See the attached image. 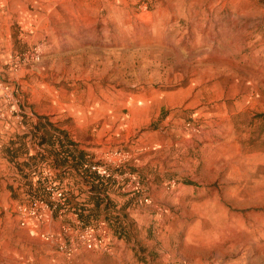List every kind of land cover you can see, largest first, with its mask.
<instances>
[{
  "label": "rangeland",
  "instance_id": "obj_1",
  "mask_svg": "<svg viewBox=\"0 0 264 264\" xmlns=\"http://www.w3.org/2000/svg\"><path fill=\"white\" fill-rule=\"evenodd\" d=\"M0 82V264H264V0H0ZM54 140L116 193L85 215L112 253L69 258L20 225L62 189L29 155ZM115 149L140 193L89 171Z\"/></svg>",
  "mask_w": 264,
  "mask_h": 264
},
{
  "label": "built area",
  "instance_id": "obj_2",
  "mask_svg": "<svg viewBox=\"0 0 264 264\" xmlns=\"http://www.w3.org/2000/svg\"><path fill=\"white\" fill-rule=\"evenodd\" d=\"M9 91L10 86L0 82V96L10 97ZM132 158L130 150H109L92 160L89 171L100 180L120 185L127 192L138 194L141 192L140 180L126 169ZM46 191L50 195L49 199L36 198L19 205L17 213L22 227L35 222L41 229L31 228L30 234L55 245L69 258L76 256L82 249L113 252L111 227L106 219L87 223L79 214H74L72 223H63L58 231L50 230L48 227L55 215H65L69 202L65 191L56 186L47 187ZM145 201L149 202L150 199L145 198Z\"/></svg>",
  "mask_w": 264,
  "mask_h": 264
},
{
  "label": "crops",
  "instance_id": "obj_3",
  "mask_svg": "<svg viewBox=\"0 0 264 264\" xmlns=\"http://www.w3.org/2000/svg\"><path fill=\"white\" fill-rule=\"evenodd\" d=\"M29 155L39 156L43 158V160H48L49 158L55 159V163H57L55 165V171L57 172L56 184L66 191L69 209L63 216H60L58 213L55 215L52 222V227L54 228L58 229L61 222L72 223L74 214H79L83 218V216L85 217V215L91 213L94 205L87 203L90 202L94 194L100 196L107 195L109 199L112 197L116 198V196H114L116 193L110 192V189L106 190V188H101L99 193L94 192L93 189L91 190L93 186L95 190H98L99 184L91 182L89 176L86 175L88 172V164L80 160L76 151L73 150V148H68L66 142L63 140H58V142L54 140L52 145L45 143L42 144L41 147L36 145L35 151L33 153L30 152ZM42 165L45 167L46 163ZM75 196L76 201L86 203L80 204L79 206L73 204V207L70 204V198Z\"/></svg>",
  "mask_w": 264,
  "mask_h": 264
},
{
  "label": "trees",
  "instance_id": "obj_4",
  "mask_svg": "<svg viewBox=\"0 0 264 264\" xmlns=\"http://www.w3.org/2000/svg\"><path fill=\"white\" fill-rule=\"evenodd\" d=\"M83 219H84V220H87V218H85L84 216H83Z\"/></svg>",
  "mask_w": 264,
  "mask_h": 264
}]
</instances>
